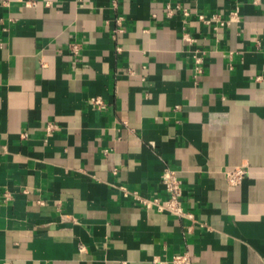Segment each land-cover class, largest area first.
<instances>
[{"label": "crops", "instance_id": "0c3cea01", "mask_svg": "<svg viewBox=\"0 0 264 264\" xmlns=\"http://www.w3.org/2000/svg\"><path fill=\"white\" fill-rule=\"evenodd\" d=\"M182 252L264 264V0H0V264Z\"/></svg>", "mask_w": 264, "mask_h": 264}, {"label": "built area", "instance_id": "2783aa9c", "mask_svg": "<svg viewBox=\"0 0 264 264\" xmlns=\"http://www.w3.org/2000/svg\"><path fill=\"white\" fill-rule=\"evenodd\" d=\"M168 13L173 14L174 9L172 5H168ZM177 8H180L179 6ZM183 12L185 15H189V10L187 8H183ZM239 10L236 9L231 12V16L234 19H238ZM201 19L205 21H209L204 17V15L200 16ZM117 30H122L118 28ZM184 38L188 41H192L193 37L189 33H184ZM72 52L77 54L78 53V45H72L71 47ZM200 60V59H198ZM92 102L98 106H104V101L102 97H96L92 99ZM56 128V125L53 123H49L47 125V131L53 132ZM248 174V168L246 165H239L228 169L225 171V177L230 185H239L242 183L245 176ZM161 182L164 185V188L167 193L166 199H161L159 197L148 198L143 197L139 192L132 191L131 194L137 200H140L144 204H149L159 211H166L172 215L177 216H192L191 213L187 212L184 207L183 203V183L180 177L177 175L176 170L169 166H165L163 172L161 174ZM125 190V189H124ZM128 192V191H127ZM9 197V193L4 194ZM152 264H163L162 261L156 259L153 261ZM170 264H194L192 256L188 252L176 253L173 255L172 259L170 260Z\"/></svg>", "mask_w": 264, "mask_h": 264}]
</instances>
